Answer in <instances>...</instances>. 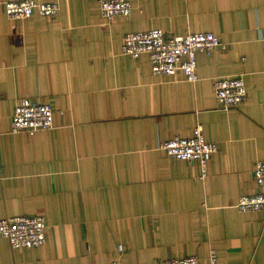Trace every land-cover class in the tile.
I'll return each mask as SVG.
<instances>
[{"label":"crops","instance_id":"1","mask_svg":"<svg viewBox=\"0 0 264 264\" xmlns=\"http://www.w3.org/2000/svg\"><path fill=\"white\" fill-rule=\"evenodd\" d=\"M0 0V219L42 215L43 246L0 264H154L196 256L210 264H264V209L241 212L260 191L264 161V0H131L130 17L105 19L98 0L56 1V17L16 19ZM168 38L212 32L227 44L198 54L197 81L155 75L150 55L122 52L131 32ZM243 75L244 103L219 107L214 80ZM23 99L54 107L51 129L13 132ZM201 124L218 143L197 161L161 149Z\"/></svg>","mask_w":264,"mask_h":264},{"label":"built area","instance_id":"2","mask_svg":"<svg viewBox=\"0 0 264 264\" xmlns=\"http://www.w3.org/2000/svg\"><path fill=\"white\" fill-rule=\"evenodd\" d=\"M101 15L112 20L130 17L134 5L131 0H98ZM6 13L11 18L28 19L35 15L56 17L59 5L56 1L8 0ZM226 49L219 36L212 32L188 33L168 38L162 29L128 33L124 37L122 52L133 59L148 53L155 75L176 76L182 73L188 81L199 79L198 54L211 55L216 49ZM214 91L219 107L228 110L244 103L248 90L243 75L219 77L214 80ZM54 107L50 103L21 100L12 118V131L32 133L51 129ZM161 149L171 158L184 161H197L205 173L218 143L206 139L204 128L197 125L189 137L174 136L161 145ZM255 180L260 191L241 195L234 205L241 212H255L264 209V161L256 164ZM3 176L0 171V185ZM0 236L10 241L14 250L43 246L47 242V221L42 215H18L0 219ZM210 264H219L215 251L210 254ZM111 264H119L114 261ZM154 264H200L196 256L172 257L156 261Z\"/></svg>","mask_w":264,"mask_h":264},{"label":"rangeland","instance_id":"3","mask_svg":"<svg viewBox=\"0 0 264 264\" xmlns=\"http://www.w3.org/2000/svg\"><path fill=\"white\" fill-rule=\"evenodd\" d=\"M221 39V38H220ZM222 40V39H221ZM199 76V75H198Z\"/></svg>","mask_w":264,"mask_h":264}]
</instances>
